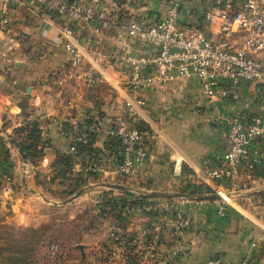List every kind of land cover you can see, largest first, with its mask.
<instances>
[{
  "label": "crops",
  "instance_id": "obj_1",
  "mask_svg": "<svg viewBox=\"0 0 264 264\" xmlns=\"http://www.w3.org/2000/svg\"><path fill=\"white\" fill-rule=\"evenodd\" d=\"M64 1L57 0L61 4ZM76 1L93 5L92 13L101 19L97 21L98 25L74 17L64 20V25L57 16L53 18L48 13L49 9L26 5L15 7L0 0V133L7 137L6 133L12 128L34 118L39 122L41 142L45 145L44 155L36 166L32 164L30 174L25 176L21 162L26 160L22 159L19 149L0 137V212L5 204H10L11 219L19 223L24 218L27 221L31 204H34V210L45 211L53 203L52 198L59 197L55 188H52L53 194L50 192L52 185L47 186L44 178L52 173L54 158L69 149V128L75 123L81 124L85 115L94 111L106 112L100 122L106 127L109 120L124 113V100L131 94L127 86L128 71L122 62L118 63L120 67L115 62V68L106 69L111 77L109 81L98 77L94 83L87 84L74 78L69 69L70 56L64 49L59 29L71 26L84 47L106 45L108 50V46L110 48L115 42L113 35L118 30L119 22H112L126 12L124 5H118L117 0ZM135 8L131 6L129 13L136 12ZM142 15L153 20L162 17L163 12L159 15L147 10ZM93 28L100 33H93ZM81 29L84 33L79 31ZM125 39L133 54L149 47L140 39ZM138 94L145 100L138 119L155 130V133L144 136L147 157L140 172L151 182L149 190L171 186L170 182L164 184V177L171 181L175 156L181 158L184 171L187 169L195 175H201L220 163L227 147L228 120L235 112L264 115V99L253 83L241 85L236 95L223 101L207 98L196 81L187 79L146 87ZM99 140L96 142L98 147L101 145ZM253 147L261 150L262 162L250 178L248 173L242 174V183L258 188L264 186V142L256 141ZM103 152L101 161L110 167L112 156L106 150ZM81 157L87 158L82 154L77 158ZM103 171L107 173V170ZM181 205L191 215L189 228L180 238H173L170 233L172 218L166 216L167 224L160 245L162 253L179 248L172 264H205L212 255H219L224 261L248 255L257 264H264L263 199L253 194L240 196L228 204L224 216L216 213L213 200L181 201ZM158 219L156 215L132 213L121 219V226L139 233L143 226L154 224ZM254 241L256 245L251 246Z\"/></svg>",
  "mask_w": 264,
  "mask_h": 264
},
{
  "label": "built area",
  "instance_id": "obj_2",
  "mask_svg": "<svg viewBox=\"0 0 264 264\" xmlns=\"http://www.w3.org/2000/svg\"><path fill=\"white\" fill-rule=\"evenodd\" d=\"M27 6L69 12L77 19L89 20L91 7L81 1L65 0L55 6L52 0H21ZM181 0L168 6L162 17L150 20L140 16L118 23L113 36L117 46V57L128 71L127 86L131 94L125 98L128 117L140 115L145 100L139 91L146 87L160 86L176 79L194 80L202 93L209 99L223 101L236 95L245 83L258 86L264 99V0H199L202 3L198 23L187 22L181 15ZM58 8V9H57ZM125 35H124V34ZM65 51L70 56L69 67L74 78L91 84L98 77L109 81L106 72L109 56L104 61L96 52L85 48L73 27L59 29ZM130 39H140L149 45L138 54L128 52ZM97 121L89 126L91 131H100ZM91 127V128H90ZM82 125L75 123L69 131V149L75 150L78 143L87 141ZM107 134L119 141L118 153L121 158L118 171L125 177L137 176L147 157L142 133L130 127L126 117L120 116ZM227 147L220 163L193 175L220 196L216 213L224 216L229 204L226 198L241 192L248 184L242 183V174L253 175L262 162V152L253 147L256 141L264 142V115L237 111L231 115L226 128ZM24 175L30 174L33 165L21 162ZM99 163L92 161L87 171L99 169ZM172 174L183 175L179 156L174 157ZM210 191V192H211ZM226 194V196H224ZM123 214L139 213L156 215L154 224H146L139 233L115 225L110 230L113 252L120 257L115 264H172L179 248L162 253L163 231L166 216L172 218L170 233L180 238L191 224V215L183 209L181 201L174 199H153L128 201L122 208ZM123 217V215H122ZM256 241L251 243L255 246ZM205 264H257L250 256L234 261H224L219 255L210 256Z\"/></svg>",
  "mask_w": 264,
  "mask_h": 264
},
{
  "label": "rangeland",
  "instance_id": "obj_3",
  "mask_svg": "<svg viewBox=\"0 0 264 264\" xmlns=\"http://www.w3.org/2000/svg\"><path fill=\"white\" fill-rule=\"evenodd\" d=\"M4 1L7 3H11V5L15 7L26 5L21 0ZM175 1L176 0H117L116 3L118 5H124V9H126V12L125 15L121 17H116L115 21L113 20L114 22H112V24L118 23L122 20H130L140 17L147 10H151L152 14L156 13L160 15L162 14V12L164 14L168 6L172 3H175ZM52 2H54L55 6L57 7L62 5L60 2H57V0H52ZM91 2L93 3V0H91ZM82 4L85 5V3ZM92 6H90L91 9ZM131 6H135V9L137 11L134 12V10L132 13H129V9ZM180 6L182 18L185 21H187L188 18L189 22L193 24L199 22V18L201 15L199 7L202 8V3H200L199 0H181ZM142 10L144 12L140 13V11ZM55 16H57L63 22L62 24L64 25V20L67 21V19L70 20L72 18V15L69 12L62 13L59 10H56ZM79 20H81V18ZM89 20L98 25V20L101 19H99L96 14L92 13V16L91 18H89ZM79 31L84 33L82 29ZM93 33L98 34L100 32L98 31V29L93 28ZM85 47H88V50L92 52H96V54L98 56L100 55L101 59H104V61L107 59V56H109V66L113 68H115V62H117V66L118 63L121 62L118 59V55L116 58H113V56L117 54L116 42H114L110 48L108 46V50L106 45H102L101 47L95 45L93 47L85 45ZM126 50L128 52H133L129 44L126 47ZM103 91H105V89H103ZM111 91L114 90L111 88ZM108 92H110V90ZM123 111V114L117 115V117L111 119V121L109 120L106 127L102 125L103 123H100L101 120H103L102 118H104V116L106 115V112L101 111L99 113L97 111H94L89 113L88 115H85L84 121L79 124L82 125L84 132L89 131V126L93 121H97V123L99 124L98 127L100 131H93L96 134V141L94 143V147L98 150L97 154L99 159L92 160L89 159V157H81L82 159L77 158L78 156H80V153H77L76 147L73 151L68 149L65 154L57 155L51 162L52 173L48 174L44 178V181L45 183H47V186L52 185L50 186L51 189L48 188L49 190H51L50 192H52L53 194L54 191L58 190L57 194L59 196L55 199L52 198V200L54 201L49 205L48 209H45V211L34 210V204H31L27 221L24 218L23 221L19 223L18 221L11 219L12 211L10 204H5L3 211L0 212V264H115L116 262H119L118 258L120 256L113 252L109 232L113 229V226L115 225V220L118 221L117 225H120L121 219L124 218V214L121 212L120 209H118V207L122 204L121 201H133V199L134 201H147L157 199L147 198L146 195L140 194L144 191L183 193L210 192L208 191V186L201 183L200 179L194 178V174L190 173V171L187 169H185L184 171L183 168V175L181 177L173 176V163L171 165V181L169 180V178L168 181L167 178L164 177V184H167L169 182L171 183V186H168V188L166 189L149 190L148 188L151 187L152 184L147 180L145 175L143 176V173H140L137 176L133 177H125L124 175H122L118 171L120 162L116 158L119 155L118 147L115 148L117 156H114L111 153V141L114 137L107 134V130L111 126H115V121L118 117L123 116L124 118L126 117V120L130 127L137 128L135 125L140 123L141 128L143 130L141 132L143 138L146 133L147 135L155 133V130L148 123L138 119L140 115L128 117L126 105H124ZM34 120L36 119L31 118L29 120L26 119L25 121L26 123H29ZM26 123L12 128L10 130V133H6L7 137L4 135L5 133H0V137L6 138V141H9V143L11 144H14L10 141L11 139H13L14 142L19 145L17 141V138H19L17 137L19 133H17V130L20 127L24 126ZM88 123L90 124L89 126ZM70 129L71 127L69 128V131ZM1 130L6 132V130L4 129ZM99 137H101L102 140H99ZM114 139H116V137ZM98 140L101 142L100 147L96 146V142ZM40 145L42 146L40 149L44 153L45 145L42 144V142L40 143ZM103 150H106L112 156V165H110V167H107L106 164H103V160L101 161L103 156L101 155V152H103ZM24 156L25 160L27 161L25 154ZM60 156L74 157V168H79V165H82L84 163L82 177L85 179L81 182L80 185H74V182L70 181V175H72L73 173H67V175H69H66L67 178L65 177L60 180L53 179V176L57 175L55 173L57 172V168L55 169V167H53V163ZM92 161L98 162L100 167L96 171H87L86 167L90 165ZM38 162L35 164H33V162L29 163L36 166ZM101 164L103 165V167H101ZM141 168L143 170V167ZM102 169L107 170V173L104 171L101 172ZM117 185L125 186L128 188V190L118 188ZM251 186L252 185H249L245 187V189H253L257 187ZM260 187L263 186L260 185ZM52 188H55V190L53 191ZM81 188L83 189V191H81L80 195L75 198H72L73 195ZM209 190L211 189L209 188ZM252 194L256 196V198L264 200V190H259ZM60 195L62 196L60 197ZM139 197L145 198L140 199ZM238 198L239 197L226 198V201L231 204L233 203V201H237ZM165 199H174L176 201H191L189 199L184 198ZM213 201H215L217 205V201ZM119 214L123 215V217L121 215L122 218L120 217V219H118L117 217V215ZM30 229H35L36 233L32 234Z\"/></svg>",
  "mask_w": 264,
  "mask_h": 264
},
{
  "label": "trees",
  "instance_id": "obj_4",
  "mask_svg": "<svg viewBox=\"0 0 264 264\" xmlns=\"http://www.w3.org/2000/svg\"><path fill=\"white\" fill-rule=\"evenodd\" d=\"M48 13L54 18L56 11L55 10H50L48 11ZM90 124L88 123V126ZM137 127V129L142 132V128L140 123L135 125ZM17 133L19 138H17V141L19 143V146L23 149L24 154L26 155V159L27 161L29 160H33V161H29V162H33V164L37 163L38 160L43 156V151L40 149L42 146L40 145L41 143V132H40V126H39V122L37 120L31 121L29 123H26L24 126L20 127L17 130ZM85 133H87V141L85 143H78L76 146L77 149V153H80L84 156L89 157V159H99L98 157V150L94 147V143L96 141V134L93 131H86ZM112 146H111V153L114 156H117V152L115 150L116 147L119 146V142L116 139H112L111 141ZM118 159V161H121L120 156L118 155L116 157ZM83 163V162H82ZM74 164V157L72 156H60L56 159V161L53 163V167H55V169L57 168V172H55L57 175L53 176V179H62V178H67V173L68 174H72L70 175V178L72 182H74V185L77 184H81V182L85 179L82 177L83 175V166L84 163L82 165H79V168H74L73 166ZM67 175V176H66ZM208 191L209 187H208ZM140 199H144L145 197H139ZM134 201V199H133ZM136 201V200H135ZM138 201H142V200H138ZM122 204L121 206L118 207V209L122 211L123 206L125 205V203H127L128 201H121ZM122 214L117 215L118 219H120ZM122 218V217H121ZM30 231L32 232V234L36 233L35 229H30Z\"/></svg>",
  "mask_w": 264,
  "mask_h": 264
},
{
  "label": "water",
  "instance_id": "obj_5",
  "mask_svg": "<svg viewBox=\"0 0 264 264\" xmlns=\"http://www.w3.org/2000/svg\"><path fill=\"white\" fill-rule=\"evenodd\" d=\"M12 143H14L15 146H17V148L19 149L23 159L25 160V156H24V152L23 149L14 142L13 139L10 140ZM118 188L124 189V190H128L127 187L125 186H121V185H117ZM259 190H264V186L263 187H258L255 189H247V190H243L241 192L235 193V194H231V197H240V196H244L245 194H252L256 191ZM81 191H83V189H79L72 198L77 197L78 195H80ZM142 195H146V196H152V197H163V198H184V199H189V200H195V201H210V200H218L220 198V196L216 193L213 192H209V193H183V192H157V191H153V192H147L144 191L142 193H140Z\"/></svg>",
  "mask_w": 264,
  "mask_h": 264
},
{
  "label": "bare ground",
  "instance_id": "obj_6",
  "mask_svg": "<svg viewBox=\"0 0 264 264\" xmlns=\"http://www.w3.org/2000/svg\"><path fill=\"white\" fill-rule=\"evenodd\" d=\"M224 196H226V194Z\"/></svg>",
  "mask_w": 264,
  "mask_h": 264
}]
</instances>
